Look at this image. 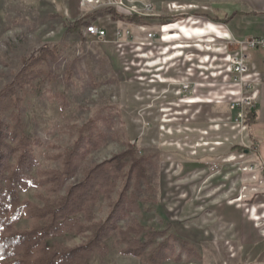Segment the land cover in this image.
<instances>
[{
	"label": "rangeland",
	"instance_id": "374dc122",
	"mask_svg": "<svg viewBox=\"0 0 264 264\" xmlns=\"http://www.w3.org/2000/svg\"><path fill=\"white\" fill-rule=\"evenodd\" d=\"M243 2L136 0L138 14L127 16L107 3L0 0L3 176L17 167L19 137L35 159L20 171L34 185L16 192L23 212L12 230L45 231L50 253H69L114 212V231L86 264H260L244 247L247 231H264V175L244 145L259 104L239 126L231 103L241 87L220 72L234 40L246 38L216 23ZM87 25L107 37L87 36ZM163 26L180 37L162 41ZM119 30L135 43L119 42ZM149 33L157 38L146 43ZM183 77L198 84L189 98L202 102L178 96ZM84 183L96 187L84 208L66 221L55 216ZM24 253L7 262L22 264Z\"/></svg>",
	"mask_w": 264,
	"mask_h": 264
},
{
	"label": "trees",
	"instance_id": "16d2710c",
	"mask_svg": "<svg viewBox=\"0 0 264 264\" xmlns=\"http://www.w3.org/2000/svg\"><path fill=\"white\" fill-rule=\"evenodd\" d=\"M121 19L134 21L135 18ZM231 19L232 18L221 21L217 20L216 23L226 24ZM80 25V22L68 24L67 29L70 33H74L79 30ZM29 146L30 144L26 137L21 136L18 138L17 152L20 154V156L17 167L9 178L3 176L4 171H1L2 163L0 161V180L6 182L4 187L0 185V264H17L16 262L8 263L7 260L17 257L21 249L25 251L24 257L21 260L22 264H86L85 261L91 254V251L94 249L95 245H99L103 239L108 238L111 232L114 231V212L110 215L106 222L100 225L98 231L95 233V237L91 240V242H89L88 245L80 249L70 251L69 253H50L49 249H46L43 245V241L47 237L45 235L47 234L45 231H32L28 234H25L12 230L13 226L21 218L23 212L22 207L18 203L16 192L19 188L25 189L30 185H34L32 180L20 174L21 170L27 169L32 163L35 162ZM234 150L239 152L248 151L246 148L241 147H235ZM11 151L16 150L13 148ZM71 163H68L67 165L69 170L73 164ZM54 176L57 180L59 177H61L60 174H55ZM93 188L96 187H89L84 183L79 186V188L72 190L69 193L67 204L61 206V209L58 211V213H55V216L64 218L66 221L67 217L78 213L80 209L84 208L80 207H82L84 203L88 201L89 196L95 195L96 192L92 191ZM34 213L39 212L35 211ZM40 213L45 214V211L42 210ZM92 227L94 230H97V225H92ZM153 259L155 260L157 258L155 257Z\"/></svg>",
	"mask_w": 264,
	"mask_h": 264
},
{
	"label": "built area",
	"instance_id": "2783aa9c",
	"mask_svg": "<svg viewBox=\"0 0 264 264\" xmlns=\"http://www.w3.org/2000/svg\"><path fill=\"white\" fill-rule=\"evenodd\" d=\"M100 3H107L109 7L115 8L117 11L129 16L138 14V7L136 5V0H83V6L90 7ZM147 10L151 11V5L147 6ZM171 26L161 27V40L169 41L166 39L165 34L171 33L172 30H166ZM86 34L89 37H96L98 39H105L108 32L104 29L97 28L94 25H87ZM116 38L120 42L122 39H127L129 43H135L133 40V35L130 32L119 30L116 32ZM157 34L149 33L146 37L145 42L150 43L156 40ZM130 40V41H128ZM235 45L237 46V52L234 54H226L222 61L225 64L223 71L220 75H224V81L232 86H240V92L238 94L232 93V96H239L236 100H233L231 103V109L236 114L235 121L239 126H243L244 129L247 128V118L249 115H252L257 109V81H251L252 77L249 74L250 65H251V52L254 51H264V38L262 37H248L245 40L238 41L234 40ZM183 54V52H181ZM172 53L169 57H172ZM168 57V56H167ZM234 77V80H229ZM180 84L178 96L182 97L187 103L192 102L190 96L196 93L197 83L190 81L188 78L183 77L177 81ZM249 93V95H245Z\"/></svg>",
	"mask_w": 264,
	"mask_h": 264
},
{
	"label": "crops",
	"instance_id": "0c3cea01",
	"mask_svg": "<svg viewBox=\"0 0 264 264\" xmlns=\"http://www.w3.org/2000/svg\"><path fill=\"white\" fill-rule=\"evenodd\" d=\"M243 1L245 9L239 10L238 13L236 12L227 18H232L228 23L225 24L227 30L229 31L227 33H230L238 39L247 37L264 38V0ZM220 26H222V24H220ZM202 33L203 32L200 30V33H196L195 35H202ZM180 34L184 35L185 37L187 36L186 32L184 31H181ZM169 35L172 36L173 33L169 32ZM251 57L252 60L249 74L251 75L252 79H255V81L258 83L257 102L259 104V111L254 118V123L249 126V131L247 133L248 136L246 137L247 139L245 138L247 140V144L244 145L250 150L246 154L254 155L256 166L264 175V51L257 52L256 54L251 52ZM169 59L172 60L173 58ZM193 101H195V103L192 104L202 102L199 98H196ZM244 237V247H250L251 252L256 253L255 257L258 259L259 263L264 264V231L259 233L251 228V230L244 234Z\"/></svg>",
	"mask_w": 264,
	"mask_h": 264
},
{
	"label": "bare ground",
	"instance_id": "6f19581e",
	"mask_svg": "<svg viewBox=\"0 0 264 264\" xmlns=\"http://www.w3.org/2000/svg\"><path fill=\"white\" fill-rule=\"evenodd\" d=\"M166 30H168V29H166ZM181 31L188 33L189 30L187 27H179V30L176 34H178V33L180 34ZM195 33H200V30H195ZM178 37H180V36H178V35H175V36L172 35L171 36V35H169V33H166V38L174 39V38H178ZM192 102H195V101H192ZM192 102H190V103H192Z\"/></svg>",
	"mask_w": 264,
	"mask_h": 264
}]
</instances>
